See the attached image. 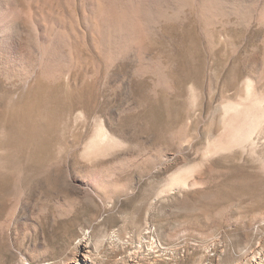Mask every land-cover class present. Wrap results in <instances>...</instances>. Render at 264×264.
Returning <instances> with one entry per match:
<instances>
[{
    "label": "rangeland",
    "instance_id": "1",
    "mask_svg": "<svg viewBox=\"0 0 264 264\" xmlns=\"http://www.w3.org/2000/svg\"><path fill=\"white\" fill-rule=\"evenodd\" d=\"M194 15L147 36L148 66L78 40L56 78L0 67V264H80L79 240L88 264H264V116L211 152L230 106L264 109V27Z\"/></svg>",
    "mask_w": 264,
    "mask_h": 264
},
{
    "label": "bare ground",
    "instance_id": "2",
    "mask_svg": "<svg viewBox=\"0 0 264 264\" xmlns=\"http://www.w3.org/2000/svg\"><path fill=\"white\" fill-rule=\"evenodd\" d=\"M25 2L29 4L30 11L28 10L29 19L26 20L28 22L25 25L27 28L24 27L26 29L23 30V15L16 0H0V67L6 72L16 67L18 69L23 64L28 66L26 60L28 55H31L36 58L43 78L44 76L56 78L67 71L73 63V58L77 57L74 55L78 51L76 50L78 40L86 47L93 45L101 47L106 62L130 60L141 67L145 65L147 60L145 58L148 56H145L144 51L147 36L157 31L163 23L182 20L189 11L195 14L196 20H199L200 25L206 29L220 24L221 20L229 19L230 16L244 24L256 20L264 27V0H26ZM25 16L27 18V15ZM251 94L253 95V92L248 96L251 97L252 102L247 96L246 104L237 102L226 110L231 112V116H227L225 120L224 130L227 137L217 140L218 145H215L211 152L218 149L226 150L251 139L256 124H259V120L264 116V109L259 104L261 101L256 97L252 98L254 95ZM247 101L250 103L248 104ZM100 136L111 140L103 130ZM102 140L100 142L103 143ZM175 183L185 184L178 177ZM76 246L80 264H88L87 245L79 240Z\"/></svg>",
    "mask_w": 264,
    "mask_h": 264
}]
</instances>
